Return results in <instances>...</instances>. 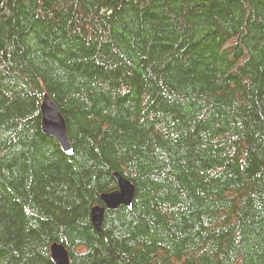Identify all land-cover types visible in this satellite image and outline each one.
Returning <instances> with one entry per match:
<instances>
[{
	"label": "trees",
	"instance_id": "1",
	"mask_svg": "<svg viewBox=\"0 0 264 264\" xmlns=\"http://www.w3.org/2000/svg\"><path fill=\"white\" fill-rule=\"evenodd\" d=\"M116 173L133 199L97 231ZM52 244L71 264H264V0H0V264H54Z\"/></svg>",
	"mask_w": 264,
	"mask_h": 264
},
{
	"label": "water",
	"instance_id": "2",
	"mask_svg": "<svg viewBox=\"0 0 264 264\" xmlns=\"http://www.w3.org/2000/svg\"><path fill=\"white\" fill-rule=\"evenodd\" d=\"M40 112L42 133L56 140L61 150L65 154L70 155L71 146L66 134L65 121L47 95L43 97ZM114 178L118 185V191L102 195L103 207L95 206L91 209L90 217L92 225L97 231L101 228L105 209L115 210L119 206H128L133 199L134 190L132 184L117 173L114 175ZM50 256L54 264H71L67 251L59 245L54 244L51 246Z\"/></svg>",
	"mask_w": 264,
	"mask_h": 264
},
{
	"label": "bare ground",
	"instance_id": "3",
	"mask_svg": "<svg viewBox=\"0 0 264 264\" xmlns=\"http://www.w3.org/2000/svg\"><path fill=\"white\" fill-rule=\"evenodd\" d=\"M52 245H54V244H52ZM52 245H51V246H52ZM55 245H59V244H55ZM51 246H50V248H51ZM59 246H61V245H59ZM61 247H63V246H61ZM63 248H64V247H63Z\"/></svg>",
	"mask_w": 264,
	"mask_h": 264
}]
</instances>
